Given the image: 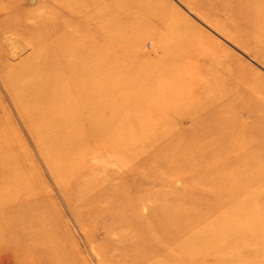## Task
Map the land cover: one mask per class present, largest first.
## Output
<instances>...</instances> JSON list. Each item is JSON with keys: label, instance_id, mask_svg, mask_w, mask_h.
<instances>
[{"label": "rangeland", "instance_id": "rangeland-1", "mask_svg": "<svg viewBox=\"0 0 264 264\" xmlns=\"http://www.w3.org/2000/svg\"><path fill=\"white\" fill-rule=\"evenodd\" d=\"M9 2L25 10L53 11V34L60 45L45 60L52 56L60 63L61 75L43 101L28 105L29 97L16 93L11 71L30 48L0 52V264H130L117 250L123 244L141 248L125 232L138 223L131 219L139 205L131 196L142 197L144 213L167 184L158 176L154 148L149 155L134 150L121 163L111 157L96 160L108 151L109 132L116 139L132 132L140 141H157L198 173L221 172L225 184L234 177L236 200L223 201H239L245 210L239 226L250 228V234L255 226L264 234V106L255 108L254 116L241 111L239 119H231L234 107L264 102V91L248 90L250 85L264 90V0ZM121 3L125 20L114 29L118 34L112 40L70 32L68 25L79 19L72 20L69 10L95 13ZM227 73L248 76L240 86L242 98L224 100L220 88L226 83L220 81ZM79 75L90 82L77 85ZM45 78L54 81L56 76ZM234 80L242 83L235 77L227 88L236 85ZM223 155L240 164L217 168L213 159ZM96 167L101 175L113 174L111 187L117 195L108 197L106 205L119 211L124 207L121 214H94L105 204L82 199ZM134 176L141 186L132 181ZM202 184L212 187L209 181ZM172 186L188 192L184 182ZM86 189L94 198L91 188ZM122 220H129L128 227L119 224ZM250 238L238 242L231 261L220 262L214 253L194 264H264V235L255 242Z\"/></svg>", "mask_w": 264, "mask_h": 264}, {"label": "bare ground", "instance_id": "bare-ground-1", "mask_svg": "<svg viewBox=\"0 0 264 264\" xmlns=\"http://www.w3.org/2000/svg\"><path fill=\"white\" fill-rule=\"evenodd\" d=\"M17 4L13 5L9 0H0V52L4 51L5 48H10V51L13 52L18 49L21 51L22 49L30 48V54L16 64L14 70L11 71V75L13 77L15 76L13 83L18 88L16 93L21 96L29 97V99L25 101L26 104L35 105V103L45 99L48 87L50 88L58 83L57 75H61L60 68L58 67L60 63L58 65L52 56L50 59L45 60V56L46 53H54L55 48L60 45V40L54 35L55 27L52 24L53 11H45L42 8L25 10V7L21 8ZM114 7L115 8H107L105 11L95 13H92L93 11L84 12L82 10V12L80 10H69L67 14L70 15L72 20L79 19L78 25H68L71 30L70 32L72 33L73 30L75 35L82 36V32L87 31V38L94 39L102 36L101 39L103 38L106 41L110 40L112 37H117L118 33H115L114 29L119 26L120 23L124 22L125 7L123 3ZM45 21L49 22L47 27L44 25ZM15 43L20 46H17V44L15 45ZM81 46H83V44ZM81 50H79L77 55L80 54V56H82ZM52 74L56 76L54 81L45 78L47 75ZM246 76H242V74H237L235 76L228 73L224 75L220 84L226 83V86L222 85L220 89L225 101L234 100L233 98L236 96L240 98L243 97V91L240 86L247 84ZM233 77L241 79L242 83H238L234 80L236 85L232 88H227V83L233 80ZM75 81L77 85L81 86L90 82L87 79L84 80L81 75L78 77L76 76ZM221 85H219V87H221ZM258 86L260 87L262 85L258 84ZM254 87L255 86L250 85L248 89L249 93L252 94L257 91H264L261 88ZM235 89L237 90L234 91ZM230 93H232V95L234 94V96L232 97ZM225 101L224 104L226 103ZM262 105L264 106V102L252 104L251 101H247L244 104H240L238 107H234L235 110L231 113V119H239V113L241 111H247V114L254 116V112L256 111L255 108L262 107ZM225 106L227 105L225 104ZM244 107L245 109H243ZM136 133H138L137 130ZM114 136L115 134L110 132L108 136L105 134L108 151L105 150L102 153L100 152L99 155L97 154L96 160L102 159L103 157H111L121 163L124 156L129 155L130 152H134V150L139 151L142 149V151L144 150L147 155H149V151L154 148L155 151L153 152L154 154L156 153L155 155L157 156L158 176L167 184L164 191H159L154 194L156 197H152L153 195L146 196L147 199L152 197L154 200H152L149 205L145 206L146 210L144 213L141 211V203H143L141 202L142 197L131 196L133 201L136 200V203L139 204L133 208L135 212H132V215L134 214L135 216L131 217V219L138 223L133 227H130V225L128 227L129 220H122V223L119 224L128 227V229L125 228L127 229L125 232L130 233L129 238H131L132 241L134 240L141 243V248L133 244L129 246L123 244V246L117 250V253L125 255V257L128 258L130 264H149V261H152L154 264H194L203 258L205 259L206 255L214 253L218 261L228 262L231 261L238 252L237 244L239 241L244 240L247 236H251L249 241L255 242L260 240L261 236L264 235L262 229L259 228L257 230L255 226V231H252L251 234L250 228L244 229V227L239 226L238 222L245 218V215L242 214L245 210L241 211V203H239V201H223L224 199L230 198L236 200L238 186L234 177L226 178L227 181H230V184H225V178L221 172L214 175L198 173L188 168V163L183 162L182 159H179V157L172 154V152L170 153L168 150H163V146L161 147L159 142L148 141L142 137L140 141L139 137H137L138 135H133L132 132L118 139ZM230 158L231 157H227V155H223L216 156L213 160H215L214 163L219 169L240 164L239 160L235 158L232 159L233 157ZM251 166L252 164L249 163L248 167ZM96 169L97 172L95 173L94 171L90 174L85 183V187L81 193L82 199L88 196L89 198L86 199H89V202L92 204L95 202L105 204L103 206L96 205L98 209L94 211V214L100 216L108 214L112 217L121 214L122 210H125L124 207H120V211L115 210L117 209L115 207L114 211L111 209V204L106 205L108 202L106 199L108 197L117 195V190L115 189V191L113 187H111L113 183L110 179L113 180V174H108L109 176L111 175L112 178L108 175L107 177L101 175L102 172L100 173L98 167H96ZM116 178L117 177H115V180ZM133 178L134 180H132ZM133 178L131 180L141 186L137 182L139 178L137 176ZM120 179L125 181V177H121ZM204 180L210 183L212 182V187H204L202 184ZM175 182L186 183L188 192L182 189L180 192L174 190L172 185H174ZM86 188H91L94 198H90L89 195L85 194L88 192ZM127 195L130 194L128 193ZM186 199L190 200V202H179L178 204L173 202L175 200L180 201ZM117 225H115V227ZM120 241L121 238L119 242ZM150 242L157 244V246L150 245ZM163 250H171L179 254L178 256H180L181 259L168 256L167 252ZM260 251L264 256V246H262ZM163 253L165 256H162ZM149 257L151 259H149ZM145 258L146 260L144 262H139Z\"/></svg>", "mask_w": 264, "mask_h": 264}]
</instances>
